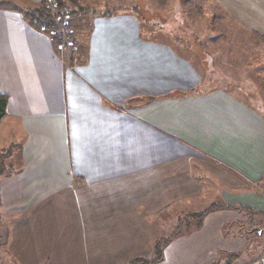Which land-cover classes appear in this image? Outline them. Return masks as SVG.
<instances>
[{
	"label": "crops",
	"instance_id": "crops-1",
	"mask_svg": "<svg viewBox=\"0 0 264 264\" xmlns=\"http://www.w3.org/2000/svg\"><path fill=\"white\" fill-rule=\"evenodd\" d=\"M0 1V152L15 147L7 159L15 172L0 176V264L149 258L175 228L167 219L200 212L207 188L226 205L264 211V112L244 98L264 84L263 65L251 70L261 76L236 78L248 89L233 78L224 86L222 71L207 79L215 68L142 33L139 6L93 11L87 36L63 51L24 16L41 0ZM213 5L263 41L264 0ZM246 220L213 212L158 264H223L239 252L232 264H247L240 258L254 245L238 239ZM227 222L239 228L224 231Z\"/></svg>",
	"mask_w": 264,
	"mask_h": 264
},
{
	"label": "rangeland",
	"instance_id": "rangeland-1",
	"mask_svg": "<svg viewBox=\"0 0 264 264\" xmlns=\"http://www.w3.org/2000/svg\"><path fill=\"white\" fill-rule=\"evenodd\" d=\"M64 1L67 2L66 0ZM77 1L82 7L101 14H104L106 10L114 11L118 10L117 8H129L128 10H130L132 7L135 8V6H139L141 9L140 17L143 19L142 33L144 35L151 39L154 38L160 41H166L167 43L172 44L175 50L183 57H189L194 62L203 60L210 68H215L212 70V72L215 73L210 72V74H206L207 79L213 80L214 76H220L219 73L222 71L226 77V81L225 79H222L224 86L227 85L225 82H227V79L229 78H233V80L235 79V81H237L236 78L242 79L248 76L249 73L254 74L251 70L258 68L259 64L263 65L264 68V38L262 41L237 26L227 15L214 7L213 0H190L188 2H185V0H165V3L161 7L156 6L157 4L154 3L153 0ZM49 3L51 8H54L56 0H49ZM23 4H27V0H4L3 3L6 7H14L15 5L21 6ZM65 4L66 7L64 11L68 15L64 17V23L58 28V30L61 31V38H63L61 39L64 43V46L62 47L63 51L66 49L67 45L71 46V38H75L78 42V38H76L77 35L79 37L81 36V38L82 36H87L90 20L89 16L91 15L88 10L87 13H83L84 16L80 13L77 15H69V13L73 11V8L69 3ZM153 4L159 9H154ZM209 16L213 18L211 19L214 24L207 19ZM163 33L167 35V38ZM81 38L80 43L75 44V47L78 48L77 50L84 48ZM194 49L200 51L198 52L197 50L200 56L199 58H197V53L191 52L194 51ZM196 65L200 66L199 64ZM259 73L260 72L255 73L253 78L262 75ZM239 80L237 81L239 87L241 86L242 89L249 88L245 86L246 84H244V80ZM212 85L216 87L219 86L218 83H213ZM258 85L260 86V89H248L245 91L247 92L246 94L250 96H245L244 98L245 100L252 102L253 107L257 106L255 107L256 109L264 112V104H262V102L264 103V84L263 82H260ZM256 86L257 84L254 85V87ZM231 87L234 88L233 83L230 85V88ZM14 150L15 147H12L5 152H0V162H3L0 166V176L15 172L14 168L7 160L8 157H10V152ZM249 190H254V188L250 187ZM204 196L205 197L199 199V201L197 199V205L199 206L198 208L200 211L204 210L211 204H224V201H222V194L218 191H213L211 188H207V196ZM233 211H238L239 214L247 215V220L241 227H244L250 234L248 233L247 236H243V233L240 230L238 239L245 240L246 243H248L247 249H251L254 245L253 250H248V253L243 252L244 256L240 259L242 262L245 260L244 258L249 260L247 264L255 263L264 256V233L261 236L251 235V230L252 228L253 230L257 229V234H260L262 231L264 232V216H252L249 212L244 210ZM167 220L173 221V226L176 227L175 217L173 219L168 218ZM229 223L230 222H227L225 225L224 231H228L229 229L235 231L239 228L235 226L236 223H234L233 226ZM169 234L166 235L165 238H167ZM2 241L3 236L1 234L0 242L2 243ZM257 246H259L260 249H258ZM241 255L239 252L238 258ZM247 255H249V259ZM225 257L226 256L222 257V260L225 259ZM238 263L241 264V261Z\"/></svg>",
	"mask_w": 264,
	"mask_h": 264
},
{
	"label": "trees",
	"instance_id": "trees-1",
	"mask_svg": "<svg viewBox=\"0 0 264 264\" xmlns=\"http://www.w3.org/2000/svg\"><path fill=\"white\" fill-rule=\"evenodd\" d=\"M56 0L54 8H51L49 5V0H41L40 5L33 9H27L24 11V16L30 22L32 26L37 29H40L44 32H47L53 42V45L56 48H61L64 46V43L61 41L62 35L60 30H58L59 26H62L64 23V17L68 15L65 9V3H69L73 8V11L69 13V15H77V14H85L87 13V8L82 7L77 0ZM190 0H185L188 2ZM75 10V11H74ZM90 14H93V11L88 10ZM117 11V10H115ZM137 8H132V12L137 13ZM114 11H111V13ZM83 14V16H84ZM110 14V11H108ZM63 44V45H62ZM7 104V97L5 95H0V121L5 116ZM3 154V153H2ZM8 156V155H7ZM3 162H0V166ZM245 190V187L241 188ZM223 210H244L249 212L252 216H264V211L258 212L251 210L244 206H232L226 204H211L204 210L197 213H189L179 217L176 222V227L173 232L167 236V238H159L155 241L152 248V253L149 258H135L131 259L128 264H158L163 260V251L164 248L174 239L182 236L183 234H187L192 232L193 230L198 229L201 226L203 219L217 211ZM258 230L254 229L252 235L261 236L264 232L257 234ZM238 258V254H226L225 260L223 264H232Z\"/></svg>",
	"mask_w": 264,
	"mask_h": 264
},
{
	"label": "built area",
	"instance_id": "built-area-1",
	"mask_svg": "<svg viewBox=\"0 0 264 264\" xmlns=\"http://www.w3.org/2000/svg\"><path fill=\"white\" fill-rule=\"evenodd\" d=\"M60 33H61V31H60ZM252 264H264V256L260 260L256 261L255 263H252Z\"/></svg>",
	"mask_w": 264,
	"mask_h": 264
},
{
	"label": "water",
	"instance_id": "water-1",
	"mask_svg": "<svg viewBox=\"0 0 264 264\" xmlns=\"http://www.w3.org/2000/svg\"><path fill=\"white\" fill-rule=\"evenodd\" d=\"M103 15H104V16H107V13L105 12Z\"/></svg>",
	"mask_w": 264,
	"mask_h": 264
}]
</instances>
